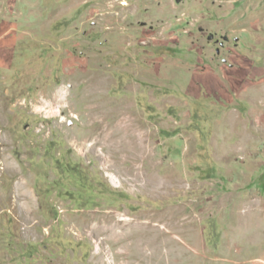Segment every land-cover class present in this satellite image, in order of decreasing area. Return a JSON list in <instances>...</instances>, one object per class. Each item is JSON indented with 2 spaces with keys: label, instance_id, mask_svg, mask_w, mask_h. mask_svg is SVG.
<instances>
[{
  "label": "rangeland",
  "instance_id": "obj_1",
  "mask_svg": "<svg viewBox=\"0 0 264 264\" xmlns=\"http://www.w3.org/2000/svg\"><path fill=\"white\" fill-rule=\"evenodd\" d=\"M0 264H264V0H0Z\"/></svg>",
  "mask_w": 264,
  "mask_h": 264
},
{
  "label": "bare ground",
  "instance_id": "obj_2",
  "mask_svg": "<svg viewBox=\"0 0 264 264\" xmlns=\"http://www.w3.org/2000/svg\"><path fill=\"white\" fill-rule=\"evenodd\" d=\"M61 92V94H63L62 93V91H60ZM111 175V178H112V182L114 183V184H116V185H121L122 183H121V181L114 175V174H110ZM155 226V225H154ZM159 227V226H158ZM168 229V228H167ZM155 230H156V228H155Z\"/></svg>",
  "mask_w": 264,
  "mask_h": 264
}]
</instances>
